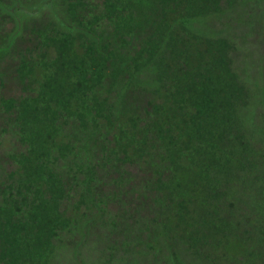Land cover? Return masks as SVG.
<instances>
[{
    "label": "trees",
    "instance_id": "1",
    "mask_svg": "<svg viewBox=\"0 0 264 264\" xmlns=\"http://www.w3.org/2000/svg\"><path fill=\"white\" fill-rule=\"evenodd\" d=\"M233 26L261 0H0V264H264Z\"/></svg>",
    "mask_w": 264,
    "mask_h": 264
},
{
    "label": "rangeland",
    "instance_id": "2",
    "mask_svg": "<svg viewBox=\"0 0 264 264\" xmlns=\"http://www.w3.org/2000/svg\"><path fill=\"white\" fill-rule=\"evenodd\" d=\"M261 5L264 8V0H261ZM244 17L248 21L249 17ZM217 30L218 33H224L220 28ZM227 33L240 45L236 56V69L240 76L248 85L260 87L262 83L260 71L262 67L264 68V45L260 44L257 36L252 35L251 30L248 31V27L241 29L240 27L233 26ZM262 109L264 110V105ZM0 143V149H2L5 139L0 138Z\"/></svg>",
    "mask_w": 264,
    "mask_h": 264
}]
</instances>
